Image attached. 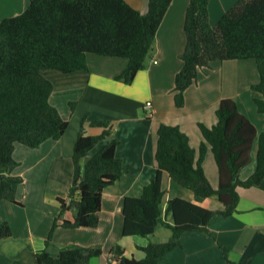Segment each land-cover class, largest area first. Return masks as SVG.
<instances>
[{"label": "trees", "instance_id": "obj_1", "mask_svg": "<svg viewBox=\"0 0 264 264\" xmlns=\"http://www.w3.org/2000/svg\"><path fill=\"white\" fill-rule=\"evenodd\" d=\"M210 0H190L185 10L186 46L181 54L183 68L175 80V104H185V91L197 79L200 68L211 67L214 61L253 59L259 80L250 88L258 95L253 101L264 113V0H238L218 20H209ZM172 0H148L146 12L134 8L127 0H29L24 11L0 21V203H18L16 192L24 177L15 172L17 143L37 148L46 140L60 139L69 121L52 104L55 84L47 70L63 74L88 71L87 55L94 53L128 59L126 67L115 76L131 84L144 67L154 47L156 34ZM71 112L77 103L70 102ZM81 119L73 147V180L69 187V204L59 198L61 211L77 208L73 220L54 221L46 238V247L53 239V230L96 227L99 223L103 190L124 173L117 157L119 141L112 139L91 155L84 169L81 159L103 139L110 137V121ZM217 122L208 126L199 122L203 137L195 150L188 134L178 125L161 123L157 129L155 160L157 172L139 196H125L122 203L123 235H151L161 221L165 189L162 175L167 171L182 187L194 193L195 201L173 197L167 211L173 215L169 224L171 237L164 242L141 246L143 258L127 257L121 246L112 248V258L119 264H157L180 245L183 232H209L208 223L215 215H233L240 199L238 189L250 188L264 179V131L240 112L232 98H223L216 109ZM102 127L98 135H86L85 124ZM257 140L256 167L246 179L241 170L252 159ZM211 149L218 170V186L209 180L203 162ZM80 193V199L73 196ZM215 196L221 209L200 204ZM7 221L0 222V239L11 235ZM226 252L228 249L223 247ZM100 248L73 246L52 255L47 248L37 252V264H88L100 256Z\"/></svg>", "mask_w": 264, "mask_h": 264}, {"label": "crops", "instance_id": "obj_2", "mask_svg": "<svg viewBox=\"0 0 264 264\" xmlns=\"http://www.w3.org/2000/svg\"><path fill=\"white\" fill-rule=\"evenodd\" d=\"M14 1L17 2L14 7H25V0ZM189 1L172 0L157 31L154 47L147 56L149 59L146 58L144 67L131 84L115 79L128 64L127 58L94 53L87 55L88 71L66 74L59 83H54V95L67 94L68 104L77 103L73 112L77 114V124L73 127L71 117L63 116L68 119L69 127L60 139L46 140L37 148L16 144L14 157L18 165L15 172L24 177V182L16 192L18 203L9 200L0 203V222L7 221L12 232L0 239V264H37L36 254L44 248L56 256L62 248L73 246L102 250V254L91 258L88 264H119L111 252L117 245L123 248L127 257L143 258L141 246L167 241L172 235L169 224L173 223V215L167 211L168 200L181 197L195 201L190 189L179 185L164 171L162 215L154 233L123 235L124 197L141 195L143 187L157 172L155 152L159 125L180 126L188 134L191 146L198 151L203 142L199 122L214 125L218 103L223 98H232L258 132L264 131V113L258 112L253 101L258 94L250 88L259 80L256 62L252 59L214 61L211 67L200 68L197 79L185 91L184 106L175 104L176 75L184 64L180 56L186 46L184 23ZM237 1L210 0V23L217 24ZM127 2L143 13L148 9V0ZM15 13L19 14V11ZM70 94L76 99H71ZM146 101H152L154 106L150 117L143 110ZM73 113L70 110V114ZM86 113L88 120H109L111 136L100 141L89 156L81 159L83 169L100 147L117 139V157L122 160L124 173L103 190L96 227L57 226L52 242L46 247V238L54 221L61 224L64 219L73 220L77 215L75 207L61 211L59 198L65 199L67 204L71 200L73 147ZM102 131V127L85 124L86 135H98ZM257 147L256 140L251 162L240 172L242 179L255 170ZM203 166L216 188L218 170L209 147ZM238 191L240 199L233 215H215L208 223L209 232L198 229L183 232L180 245L157 264H264V179L250 188L240 187ZM73 198L80 199V193ZM198 204L209 209L222 208L215 196L198 201ZM223 247L228 250L225 252Z\"/></svg>", "mask_w": 264, "mask_h": 264}, {"label": "rangeland", "instance_id": "obj_3", "mask_svg": "<svg viewBox=\"0 0 264 264\" xmlns=\"http://www.w3.org/2000/svg\"><path fill=\"white\" fill-rule=\"evenodd\" d=\"M223 0H220V2H222ZM230 0H226L227 3H229ZM210 2V1H209ZM17 2L14 1V0H0V21L5 18V17H8V16H14V14H16L15 12L16 11H19V14L22 13L26 7V5H28L29 3V0H25V7L24 8H19L17 6L14 7V5L16 4ZM213 4H218L216 1H213ZM232 5V4H231ZM18 15V14H16ZM209 20H210V10H209ZM216 22V21H214ZM212 25V24H211ZM216 24H214L213 26H215ZM151 53V52H150ZM149 53V54H150ZM148 54V55H149ZM149 59V57L147 58ZM252 61L254 62V60L252 59ZM46 75L54 82V83H59L60 79L62 78H65L64 76L66 74H63L59 71H56V70H47V73ZM73 94H76V93H73ZM73 94H70V97L71 99H76L75 97H72ZM67 99V94L65 95H54L52 94L51 95V102L53 105H55L60 113L62 114V116H65V117H71V121H72V126L75 127L76 124H77V120H78V117H77V114L74 115L73 114H70V102L69 104L67 103L66 101ZM68 111H69V114H68ZM142 112V111H141ZM70 115V116H68ZM73 117V118H72ZM68 120V119H67Z\"/></svg>", "mask_w": 264, "mask_h": 264}, {"label": "built area", "instance_id": "obj_4", "mask_svg": "<svg viewBox=\"0 0 264 264\" xmlns=\"http://www.w3.org/2000/svg\"><path fill=\"white\" fill-rule=\"evenodd\" d=\"M143 110L147 116H152L154 113V106L152 101H146L143 105Z\"/></svg>", "mask_w": 264, "mask_h": 264}]
</instances>
